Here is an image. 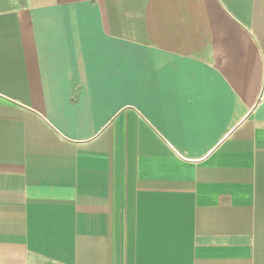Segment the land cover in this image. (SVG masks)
<instances>
[{"label": "crops", "instance_id": "obj_1", "mask_svg": "<svg viewBox=\"0 0 264 264\" xmlns=\"http://www.w3.org/2000/svg\"><path fill=\"white\" fill-rule=\"evenodd\" d=\"M0 264H264V0H0Z\"/></svg>", "mask_w": 264, "mask_h": 264}]
</instances>
